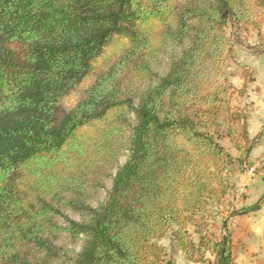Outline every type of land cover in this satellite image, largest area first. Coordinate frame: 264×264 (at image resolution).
<instances>
[{
    "label": "trees",
    "instance_id": "1",
    "mask_svg": "<svg viewBox=\"0 0 264 264\" xmlns=\"http://www.w3.org/2000/svg\"><path fill=\"white\" fill-rule=\"evenodd\" d=\"M262 13L264 0H0V264H155L172 225L196 261L206 239L185 225L231 188L219 140L250 166L245 115L228 108L225 134L215 118L241 45L225 26L259 28ZM246 48L264 56V38ZM228 241L216 264H234Z\"/></svg>",
    "mask_w": 264,
    "mask_h": 264
},
{
    "label": "crops",
    "instance_id": "2",
    "mask_svg": "<svg viewBox=\"0 0 264 264\" xmlns=\"http://www.w3.org/2000/svg\"><path fill=\"white\" fill-rule=\"evenodd\" d=\"M245 34H249L247 45L254 46L258 43L259 34L264 38V22L258 30L250 27ZM232 61V76L228 81L232 85L233 93L228 106L245 115L252 147L246 160L250 166L244 164L247 172L231 173L236 192L235 212L221 227L228 233L234 264H264V56L255 54L245 46L236 45ZM241 65L249 66L253 70V80L247 83L244 92H240L244 83ZM232 148L236 150L233 146ZM233 155L237 158L239 152L236 150ZM254 205L258 208L248 211ZM168 253L170 259L167 262L170 260V264H205L197 258L196 261H190L177 248L166 252Z\"/></svg>",
    "mask_w": 264,
    "mask_h": 264
},
{
    "label": "rangeland",
    "instance_id": "3",
    "mask_svg": "<svg viewBox=\"0 0 264 264\" xmlns=\"http://www.w3.org/2000/svg\"><path fill=\"white\" fill-rule=\"evenodd\" d=\"M264 22V13H262V22L260 25ZM250 27L246 28L242 25H237L233 21H228L225 26V32L228 35L229 39L231 41H240L242 46H247L249 34H245V32L249 31ZM259 28H255V30H258ZM263 38V35H262ZM121 44L119 42L113 43L110 45L103 53V56L98 59L97 63L98 65H103L104 61L107 57H111L114 54H116L119 51ZM232 59H228L225 62L224 65V85H223V91L221 93V102H220V110L219 114L215 117L216 122L219 123V131L221 134H225L227 123L225 121V118L228 116V106L229 99L233 93V88L230 82L228 81L230 76H232V67L233 63ZM91 81V78H86L81 87H86L89 82ZM79 96V92L73 93L67 97L64 98L63 103L67 107H71L75 104L77 101V98ZM241 122V121H239ZM238 132H241L242 124L238 123ZM236 124V125H237ZM93 132L92 128H83L80 134H91ZM227 137H222L219 140V144H221L225 149L227 153V164L226 169L229 173V179L231 188L228 190L225 197L222 199L220 204L210 203L207 207H205L203 210L198 211L196 213L195 219L191 223H187L185 225L186 233L188 240L193 243L194 246L198 245L199 239L203 237V239H206L205 244L201 246L199 249L200 252L195 253V257H200V254H202V257L205 259V264H216V253H217V246L214 245L216 241L224 237H228L227 231L222 230V223H225V221L229 218L230 215H232L234 210V201H235V191H234V184L231 180V173H246V169L244 167V164L240 165L238 161L235 160V156L233 153L236 151L231 146V139ZM241 138V143H242ZM127 152L119 157L116 167L113 170V174L116 171V168L121 166L125 160H126ZM106 188H109L111 186V181H107L105 184ZM105 195V189L102 190L101 196L98 198L96 202H94V206L100 202ZM240 196V195H239ZM238 196V197H239ZM69 218H73L75 220L78 219V217H73L72 215H68ZM175 226L172 225V227L168 230V232L165 234L164 237L160 239L153 240L154 243L160 245L164 249V254L162 258L155 264H170V260L167 262V259H170V253L169 256L166 254V252H169L170 250L177 248L176 240H175ZM205 237V238H204ZM178 249V248H177ZM76 250H79V246L76 247ZM214 262V263H213Z\"/></svg>",
    "mask_w": 264,
    "mask_h": 264
}]
</instances>
